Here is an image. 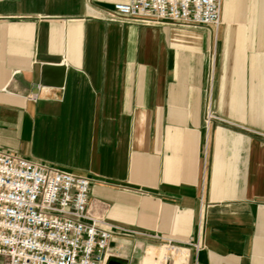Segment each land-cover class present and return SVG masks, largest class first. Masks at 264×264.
<instances>
[{"label":"crops","instance_id":"crops-1","mask_svg":"<svg viewBox=\"0 0 264 264\" xmlns=\"http://www.w3.org/2000/svg\"><path fill=\"white\" fill-rule=\"evenodd\" d=\"M114 1L0 0V149L87 176L109 223L199 237L197 264H264V0H221L217 27L110 19ZM43 64L63 84L33 92ZM117 242L122 264L157 246Z\"/></svg>","mask_w":264,"mask_h":264},{"label":"built area","instance_id":"built-area-1","mask_svg":"<svg viewBox=\"0 0 264 264\" xmlns=\"http://www.w3.org/2000/svg\"><path fill=\"white\" fill-rule=\"evenodd\" d=\"M221 0H115L110 19L145 25L220 24ZM216 116L206 113V123ZM90 179L0 149V257L2 264H107L123 244L114 237L155 240L150 264H184L199 237L186 241L109 223L92 211ZM134 244H137L136 242ZM138 246V245H137Z\"/></svg>","mask_w":264,"mask_h":264},{"label":"water","instance_id":"water-1","mask_svg":"<svg viewBox=\"0 0 264 264\" xmlns=\"http://www.w3.org/2000/svg\"><path fill=\"white\" fill-rule=\"evenodd\" d=\"M65 75V66L43 64L41 66L40 78L37 84L33 88V92H36L38 86H54L60 87L63 84ZM107 264H122L116 260H109Z\"/></svg>","mask_w":264,"mask_h":264},{"label":"rangeland","instance_id":"rangeland-1","mask_svg":"<svg viewBox=\"0 0 264 264\" xmlns=\"http://www.w3.org/2000/svg\"><path fill=\"white\" fill-rule=\"evenodd\" d=\"M142 25H145V24H142ZM157 25H159V24H157ZM146 26H151V25H146Z\"/></svg>","mask_w":264,"mask_h":264}]
</instances>
